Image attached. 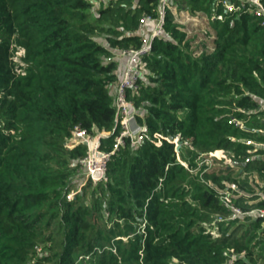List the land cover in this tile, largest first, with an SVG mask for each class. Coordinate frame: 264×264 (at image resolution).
<instances>
[{
    "label": "trees",
    "instance_id": "16d2710c",
    "mask_svg": "<svg viewBox=\"0 0 264 264\" xmlns=\"http://www.w3.org/2000/svg\"><path fill=\"white\" fill-rule=\"evenodd\" d=\"M134 1H111L94 19L88 0H0V264H228L231 248L234 264H264V219L220 222L217 239L204 227L232 214L218 189L252 194L250 175L264 180V27L219 0H168L130 97L150 135L190 141L193 149L179 151L188 168L168 141L127 139L107 162V180L69 198L87 155L85 145L66 147L71 130L110 133L100 143L112 150L115 52L140 48V19L159 15V0ZM171 8L223 16L210 22L211 52L196 55ZM215 151L231 161L221 173L200 167ZM261 198L234 202L247 212L264 209Z\"/></svg>",
    "mask_w": 264,
    "mask_h": 264
},
{
    "label": "built area",
    "instance_id": "2783aa9c",
    "mask_svg": "<svg viewBox=\"0 0 264 264\" xmlns=\"http://www.w3.org/2000/svg\"><path fill=\"white\" fill-rule=\"evenodd\" d=\"M92 7L97 9L106 7L111 1L116 0H88ZM219 5H222L227 13H247L256 17L260 21V25L264 27V2L263 0H219ZM169 7L168 0H162V7H158V18L154 19L150 15L143 16L139 21L138 31L142 27L149 23H155V27L151 33L147 36L142 37V46L140 48H130L122 50L120 55L127 60L125 74L118 84L116 92V109H117V120L115 130L118 128V133L114 137V145L110 152L101 150V139L110 136V133L102 132L97 135H91L87 130L80 126H75L71 130V138L66 143V147L72 149L78 145H85L87 147V155L79 161L81 170L86 174L87 178L94 184L106 181V165L110 157L121 151L126 146V140L129 139L135 146H139L141 143L147 141L156 146H161L164 141H168L175 146V151L178 161L186 168L188 165L183 162L180 158L178 147L187 146L190 149L192 145L190 141L182 142L180 136L165 137L161 134L155 133L150 135L147 131L146 126L140 125L136 116L138 114L136 101L131 96L138 94L142 87V81L144 77L142 59L149 55L152 51L153 42L157 37H160L163 33L165 9ZM205 15V14H204ZM207 17V16H206ZM209 22L222 21L223 16L215 13L212 17L208 18ZM137 32V31H136ZM20 51V50H19ZM17 53H20V52ZM24 53V52H23ZM23 55V54H22ZM16 58V56H15ZM14 58V60H15ZM16 62V60H15ZM21 71V70H18ZM240 128H243L242 123H237ZM247 145H257L255 142L246 141ZM263 146L264 145H257ZM221 152L225 158L224 151L210 152L204 156L200 163L201 166H207L209 164L208 158H214L215 153ZM224 152V153H223ZM100 173L99 177H95L96 174ZM88 180V181H89ZM218 196L223 205L229 207L232 210V214L226 219L216 216L211 223H205L204 227L206 233L209 234L213 239L220 237L219 223L229 219L243 218L245 216L260 217L264 219V209H251L244 211L240 206L235 205V199L243 196V192L239 190L236 184L228 185L226 189H218ZM245 251L242 255H245ZM224 255L228 257V264H234L236 260V250L231 248L227 250Z\"/></svg>",
    "mask_w": 264,
    "mask_h": 264
},
{
    "label": "rangeland",
    "instance_id": "374dc122",
    "mask_svg": "<svg viewBox=\"0 0 264 264\" xmlns=\"http://www.w3.org/2000/svg\"><path fill=\"white\" fill-rule=\"evenodd\" d=\"M181 12H185V11H181ZM184 15H187V12H185V14L179 13L178 17H182L181 18L182 20L179 21L177 18H175V22L177 24L184 26L185 28L184 30L188 33L187 39L192 40L193 43L192 47L198 51L196 55H198L201 52V50H203L204 46H206L207 51L211 52L213 48L212 42L213 39L215 38V32L212 29L206 15H204L203 13H197L195 15L190 14L187 16V18H185ZM191 16H195L199 18L193 19ZM201 16L203 19H201ZM19 52L20 53H16L15 60L19 65H21L22 64L21 56L23 54V51L20 50ZM215 155L216 156L214 158H208L209 164L207 166V171L208 172L216 171V173H221L220 171L224 170L229 164H231V161L227 157L226 153H225L226 156L225 158L223 157V154L221 152L215 153ZM79 172L80 173L77 175L76 185L73 186L72 191L69 194V198H72L75 194H78L79 191L83 189V187L87 184L89 180L86 174L81 170V168L79 169ZM244 177L245 175L242 176V178ZM250 177H251L250 179L248 178V182L250 183L249 187L252 189L254 193L250 194L247 192H243V197L248 199L247 203H249V205H253L258 203V201L262 199L261 197L264 196L263 195L264 180H261L256 174L252 176L250 175ZM253 197H257V199L251 200ZM43 264H50V263H43Z\"/></svg>",
    "mask_w": 264,
    "mask_h": 264
},
{
    "label": "crops",
    "instance_id": "0c3cea01",
    "mask_svg": "<svg viewBox=\"0 0 264 264\" xmlns=\"http://www.w3.org/2000/svg\"><path fill=\"white\" fill-rule=\"evenodd\" d=\"M138 3H139V0H135V1H134V6H137ZM97 11H98V9L95 8V7H93L92 10L90 11L91 16H92L94 19L97 17ZM171 11H172V14L174 15V17L177 18L179 21L182 20V19H181L182 17H178V16H179V13H184V14H185V12H179V11H178V12H179V13H178L176 8H172ZM188 15H190V14L187 12V15H184V17L187 18ZM191 17H192L193 19H197V18H199V17H195V16H191ZM201 19H203L202 16H201ZM179 23H181V22H179ZM178 25H180V24H178ZM154 27H155V23H153V22H149V23L145 24V25L142 27V29L140 30V32H141V34H143L144 36H147V35H149V34L151 33V31H152V29H153ZM180 27H181V30L185 31V30H184L185 28H184L183 25H180ZM138 33H139V31H138ZM185 33L188 34L186 31H185ZM187 36H188V35H187ZM97 40H98L99 42L105 44V42H104L103 39L99 38V39H97ZM115 61H117L118 66H119V69H118V81H117V83H116V84L113 86V88H112L114 94L117 92L118 84L120 83V81L122 80V78H123V76H124V74H125L126 65H127V60H126V58L122 57V56L120 55L119 52H115Z\"/></svg>",
    "mask_w": 264,
    "mask_h": 264
},
{
    "label": "water",
    "instance_id": "95a60500",
    "mask_svg": "<svg viewBox=\"0 0 264 264\" xmlns=\"http://www.w3.org/2000/svg\"><path fill=\"white\" fill-rule=\"evenodd\" d=\"M159 9H161L162 7V0H159V5H158ZM178 151L180 150V147H178L177 149ZM100 176V173L96 174L95 177H99Z\"/></svg>",
    "mask_w": 264,
    "mask_h": 264
}]
</instances>
